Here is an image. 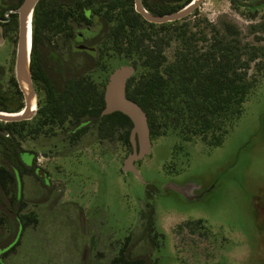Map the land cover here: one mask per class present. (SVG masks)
<instances>
[{"label": "rangeland", "instance_id": "374dc122", "mask_svg": "<svg viewBox=\"0 0 264 264\" xmlns=\"http://www.w3.org/2000/svg\"><path fill=\"white\" fill-rule=\"evenodd\" d=\"M5 2L0 0L2 17ZM14 16L16 28L12 22L0 32L2 84L12 100L19 34V16ZM176 28L195 35L191 44L201 51L216 37L239 39L250 62L248 78L258 80L234 125L227 128V119L217 129L228 132L222 143L210 147L211 135L204 141L182 127L166 134L161 128L163 135L151 138V153L136 163L142 182L123 171L133 149L122 131L106 138L92 123L78 136L66 122L36 133L41 120L35 116L15 136L28 167L14 168L19 179L9 195L0 190L4 245L18 232L17 218L24 228L19 243L4 254L5 264H112L128 237L132 255H149L153 264H264V80L258 70L264 68V0H204L192 15L159 34L165 42L164 68L172 67L184 49L186 38L179 39ZM89 47L100 55L104 46ZM110 48L103 49L98 69L89 76L97 88L124 65L135 68L139 81L146 72L139 56ZM37 94L40 109L44 92L37 89ZM10 163L0 150V165ZM170 184L188 187L187 196ZM149 204L155 211L153 230L142 238Z\"/></svg>", "mask_w": 264, "mask_h": 264}, {"label": "trees", "instance_id": "16d2710c", "mask_svg": "<svg viewBox=\"0 0 264 264\" xmlns=\"http://www.w3.org/2000/svg\"><path fill=\"white\" fill-rule=\"evenodd\" d=\"M142 1L148 11L165 15L192 0ZM22 2L15 0L12 3L11 0L5 2V6L17 9ZM12 22L16 28L17 17ZM177 22H147L135 11L134 0H41L33 14L32 29V77L45 97L44 105L36 115L41 120L36 133L46 127L51 128L47 130L50 132L56 125L64 126L70 122L74 129L85 125L75 132L80 136L86 126L97 123L102 136L107 138L122 131L123 141L132 147L133 123L120 112L101 115L105 107V87L98 89L89 77L96 72L103 53L111 46L114 53L135 54L142 60L146 72L139 81L135 76L128 81L127 96L147 113L151 138L166 134L168 129L182 127L183 133L204 136V141L211 135L207 146L220 145L228 132L220 134L217 129L226 124L227 119V128L234 125L258 80L248 78L250 62L243 57L239 39L228 41L216 37L206 51H201L191 44L195 35L188 37L187 31L179 28L175 29V34L179 39L186 38L184 49L178 51L173 66L165 69V42L158 37L161 31H170V26ZM83 27L95 34L88 40L91 47H104L100 55H88L86 60L80 57L77 64L73 59L72 42ZM156 27L160 30H154ZM227 28L230 30L231 27ZM258 70L264 80V68ZM4 76L5 68L0 65V110L19 112L25 105L23 94L13 76L11 84L15 97L9 98L2 84ZM27 122H0V150L3 157L11 161L9 165H0V190L7 195L17 182L14 168L20 165L27 168L20 156L23 150L15 137L19 133L17 128ZM161 128H165L163 134ZM16 201L20 202L18 197ZM17 220L20 222L19 218ZM154 220L155 211L149 204L148 222L142 238L152 232ZM198 223L201 224V220ZM132 241L127 238L112 264H153L149 255H132Z\"/></svg>", "mask_w": 264, "mask_h": 264}, {"label": "water", "instance_id": "95a60500", "mask_svg": "<svg viewBox=\"0 0 264 264\" xmlns=\"http://www.w3.org/2000/svg\"><path fill=\"white\" fill-rule=\"evenodd\" d=\"M41 0H23L19 8L9 10L19 16V34L16 56V80L24 97V108L19 112H5L0 110V122L14 123L32 120L39 110V99L32 77V43L30 45V23L33 27V14L37 4ZM204 0H192L183 8L165 15H157L146 9L142 0H134L135 11L147 22L152 24H166L181 21L192 15ZM135 68L124 65L114 70L105 85V107L102 116H108L120 112L127 116L133 123L130 133L132 153L124 160L123 171L132 173L143 182L142 175L136 163L143 160L151 153L152 139L148 116L144 109L127 96L128 81L134 76ZM6 134V132L4 133ZM169 188L187 196L188 187L170 184Z\"/></svg>", "mask_w": 264, "mask_h": 264}, {"label": "flooded vegetation", "instance_id": "af4514ba", "mask_svg": "<svg viewBox=\"0 0 264 264\" xmlns=\"http://www.w3.org/2000/svg\"><path fill=\"white\" fill-rule=\"evenodd\" d=\"M2 4V3H1ZM9 10H14V8H9V7H7V10H6V12H5V15H4V17H2V16H0V32L3 34V30H4V32L5 31H7V29H8V27L10 26V24H11V22L13 21V18L15 17L14 15H15V13H11L10 14V16L8 17L7 16V13H8V11ZM89 29H87L86 30V32L85 31H80L78 34H77V36H76V38H75V40L72 42V45H73V49H72V51H73V53H74V55H75V57H73V59L74 60H76L77 61V64H78V60L79 59H81V58H84L85 60L88 58V55H95V54H91V52L88 50L90 47H89V44H88V40L89 39H91L92 37H94L95 36V34L94 33H88L87 31H88ZM89 31H91V30H89ZM81 57V58H80ZM80 64H82V63H80ZM35 85V84H34ZM35 88H36V92H37V87L35 86ZM39 90V89H38ZM40 91H43L42 89H40ZM38 95V94H37ZM84 126L85 125H83V126H79V127H77V128H75V129H73L72 130V133H74V132H76V130H80V129H82V128H84ZM87 127V126H86ZM71 131V130H70ZM24 163V162H23ZM25 164V163H24ZM26 165V164H25ZM27 166V165H26ZM28 167V166H27ZM29 167H31V166H29ZM19 178L17 177V180H18ZM19 183V182H18ZM21 227H22V229H24L23 228V225H22V223L21 222H19V229H18V232H17V234L15 235V237L13 238V239H10L9 241H8V243H6L5 245H4V239H0V264H5L4 263V254L5 253H8L9 251H11L13 248H14V246L16 245V244H18L19 243V240L21 239L20 238V234H19V230L21 229ZM23 231V230H22ZM0 237L2 238L3 237V234L2 233H0ZM4 238V237H3Z\"/></svg>", "mask_w": 264, "mask_h": 264}, {"label": "bare ground", "instance_id": "6f19581e", "mask_svg": "<svg viewBox=\"0 0 264 264\" xmlns=\"http://www.w3.org/2000/svg\"><path fill=\"white\" fill-rule=\"evenodd\" d=\"M30 30V39H29V43H30V45H31V43H32V26H31V23H30V28H29Z\"/></svg>", "mask_w": 264, "mask_h": 264}]
</instances>
